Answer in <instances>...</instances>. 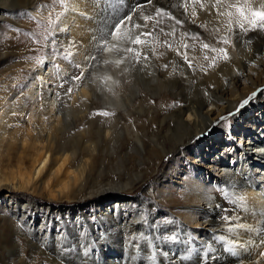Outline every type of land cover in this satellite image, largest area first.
<instances>
[{
    "label": "bare ground",
    "instance_id": "obj_1",
    "mask_svg": "<svg viewBox=\"0 0 264 264\" xmlns=\"http://www.w3.org/2000/svg\"><path fill=\"white\" fill-rule=\"evenodd\" d=\"M6 1L1 0L2 7H29L36 13L33 8L38 0H14L13 4ZM202 2L210 4L212 0ZM261 2L252 0L255 7ZM184 4L185 0H151V3L148 0H64L56 5V14H48L54 22L56 49L67 55L48 52L43 64L34 72L27 91L31 109L26 114L25 105L20 108L27 124L25 127L19 125L17 134L8 135L14 144H2L7 121L3 120L6 121L4 124L0 121V187L11 188V194L4 195L11 201L15 191L26 193L20 211L5 204L1 206L0 214V220L7 224L18 245L19 255V247L25 244L30 253L43 256L42 264L53 261L54 264H93L89 261L96 258L101 264H107L104 243L107 238H115L121 240L120 262L124 264H264V256L260 255L264 253V146L259 152L253 151L264 140L253 139L246 129L242 135H249L250 141L239 136L238 145H243V156L237 161L236 168L208 166L215 181L222 183L224 195L227 193L232 204L229 211L222 209L218 198L209 199L205 195L203 184L194 187L197 184L191 179V187L182 202L187 210L181 212L178 219L168 214L159 221L157 204L150 198H140L137 201L139 209H129L132 202L123 199L105 206V215L96 218V225L102 224L101 232L92 229L96 235L89 237L88 233L87 241L82 239L84 234L80 233L78 238L70 230L85 219L83 212L76 214L74 225L64 219V209L58 211L54 221L53 212L47 208L42 215L46 224L41 227L32 229L25 221L35 204L36 194L44 195L48 201L80 199L90 187L93 176L101 179L107 172L113 175V161L116 169L123 171L125 179L114 174L107 183L102 180L101 184L100 180V187L89 191L87 199L99 203L113 188L137 190L141 186L145 189L144 195L152 196L144 173L137 171L129 175L126 162L137 161L142 166L150 159L148 153L152 152L157 158L155 163L159 164L163 155L183 149L188 142L196 144L198 138L212 131L220 115L232 111L250 93H256L264 86L262 31L249 32L247 36L241 33L240 39L233 36L236 46L229 48L231 60H222L218 67L209 71L210 61L204 59L205 52L193 37L199 34L203 42L212 43L210 34L220 24L215 15L202 11L192 0H188L187 10ZM163 7L176 18H170L171 29L180 26L181 33L173 45L186 53L194 66L196 64L194 75L186 73L172 80L167 78L164 67L167 63L162 59L164 50L158 42L159 36L152 33L149 45L144 49L149 56L145 71H132L118 77V85H113L111 80L103 81L106 75H113V79L117 76L102 61L120 58L104 52L90 74L86 72L81 80L71 79L80 75L81 69L77 65H87L86 57L97 54L98 42L120 19L137 10L139 16L147 8ZM194 7L195 17L191 15ZM0 17H5L4 13L1 12ZM176 20L181 23L176 24ZM134 22L141 23L137 15H134ZM202 24L213 31L199 27ZM142 30L151 31L148 27ZM249 39L252 43L245 44L244 41ZM185 44L189 45L187 49ZM3 55L5 52L0 56ZM201 68L207 69V74ZM238 83L247 86L240 88ZM109 88L112 91H108ZM69 89L72 90L69 92ZM166 97L167 104L159 106L161 99ZM104 111L114 115L99 114ZM237 128L233 130L237 132ZM84 137L85 141L82 140ZM247 144L252 147H246ZM233 150L232 147L229 149ZM252 152L261 155L258 161L252 160ZM36 210L31 209L33 214ZM203 216L206 219L201 223ZM226 216L230 219H223ZM179 219L187 227H182ZM50 223L60 233L52 234ZM80 226L78 230H81ZM103 232L107 238L98 236ZM65 240L72 247L66 249ZM116 261L111 262L115 264Z\"/></svg>",
    "mask_w": 264,
    "mask_h": 264
},
{
    "label": "rangeland",
    "instance_id": "obj_2",
    "mask_svg": "<svg viewBox=\"0 0 264 264\" xmlns=\"http://www.w3.org/2000/svg\"><path fill=\"white\" fill-rule=\"evenodd\" d=\"M59 1L60 0H38L37 5L33 8L36 11L35 13L33 10H30L29 7L17 6L13 9L2 7L0 0V15L2 12L5 16L2 17V19L0 17V55L2 52H5V55L2 57L0 56V121L1 124L3 120L7 121H4L6 122L7 128L4 127L6 131L5 138L2 141L3 145L14 144L15 141H12L9 138L10 133L17 134L16 128L19 125H24L23 127H25L27 124V121H25L26 119H24V117H22L23 115L20 113V108L22 105H25L23 108L26 114H28L31 109L32 104L31 101L28 100L27 91L33 79L34 72L37 70L38 66L44 62L43 58L50 51L54 54L58 52V54L63 57H66L67 55L65 52H59L56 49L55 33L53 28L54 22L53 19H50L48 16V14L53 12V14L57 13V9L55 7L58 5ZM6 2L12 4L15 3L14 0H7ZM159 9L165 8L163 7ZM155 10L156 9L154 8H147L144 12L142 11L143 13H141L139 17L145 15L153 17V21L147 22L148 28L151 29L153 34L159 36L158 42L159 44H162L161 46L164 50V57H162V59L168 64L166 74L167 78H171L170 80H172L173 77L178 78L179 76H185L186 73L187 75H194V68H196V64L194 66V63L192 62L193 68H189L187 63H185L182 58L183 53L179 51L181 54L178 55L177 52L173 50L175 49V45L173 44L178 37V33H181L180 26L177 25L175 30L171 29L170 22L172 20L170 17L165 15L156 16ZM164 11L169 13L167 9ZM170 14L172 15L171 12ZM47 19H50V21L45 22ZM140 20L141 23H144L142 22V19ZM161 29H163V32L160 31ZM206 29L213 31L208 27ZM172 31H174V34ZM262 33L264 34V31H262ZM215 39L216 38L211 37L212 43L215 42L213 41ZM165 42L172 45V48H168ZM219 62H222V60L217 61L218 65ZM213 69L214 68H208L209 71ZM169 74H172L171 77H169ZM256 75L253 76L256 77ZM246 86L247 84H239L240 88H246ZM229 88L230 87L227 88V91H229ZM260 90H264V86H262ZM65 91L67 90L65 89ZM256 93L257 95L252 98L247 105L240 107L241 103H239L236 108L230 111L231 113H235V115L229 117L226 121H221L220 117L227 116L230 112L220 115L219 118L216 119L212 131H209L198 138L197 141H195L196 144H194L193 141L188 142L185 144L186 146L183 147V149L169 153L168 155H163V160L160 161L159 164H156L157 158L152 152L148 153L150 159H148L142 166H140L137 161L126 162L125 168L128 170L129 175H132L137 171H142L144 173L148 189L153 191L152 196H149L148 194L144 195L146 194L145 189L141 186L137 188V190H116L113 188L99 203L95 202L93 199H87V197H89L88 192L100 187V185L103 184L102 180H105L106 182L104 181V183H107L109 178L111 179L114 177V174H120L122 180L125 179V174L122 170L116 169L114 166L115 162L113 161V175H111L110 172H107L109 175L102 174V177L104 178L101 177V179L98 176H93L91 185L85 192L86 196L84 194V196H81L80 199L61 198L56 201H48L44 195L41 196L36 194L37 198L35 204H33L28 211L29 215L25 216V221L32 226V229L33 227H41L46 224V222L42 220V215L47 208L53 212L54 221H56L55 215H57L58 211L64 209V219L68 221L67 223H73L74 225L77 216L76 214L81 215V212H83L85 219L78 225L71 226L73 229L70 228V230L73 231L72 235H75V237L78 238L80 237V233L84 234L82 239L83 241H87L89 240V237L96 235V231L101 232L102 224L96 225V218L105 215L103 214L105 206L116 202L118 199H123L125 201L132 202L129 209H139L140 204L137 201L140 198H150L153 203L157 204V209L160 213L158 216L159 221L164 220L168 214H171L173 217L178 219L180 217V213L187 210L182 202L184 200V196L188 193V189L191 187V185H189L191 179H193V181L197 184L194 186L196 188L203 184V192L209 199L218 198L220 204H222V209L227 211L231 210L232 204H230L229 198L224 195L222 183L220 181H215L214 177L211 175V168H208V166L217 165L236 168L238 166L237 161H240L243 156V145L240 144L239 146L238 140L239 136L243 134L245 129L249 132L251 137L254 136L253 139L259 141L264 140V91H258ZM67 94L69 95L70 93L68 92ZM251 94L252 93H250L249 97ZM165 104H167V97L161 99L159 106H164ZM4 116L5 118L2 119ZM185 117L186 116L184 115V118ZM234 128L238 129L237 132H235L236 130H233ZM234 134V139H230V136H233ZM249 135H242V139L246 138L247 141ZM8 140H11L12 143ZM82 140L85 141L86 137ZM246 141L244 143H246ZM263 146L264 142L257 145L253 151L257 150V152H259L260 148ZM231 147L234 148L233 151H229ZM246 147L251 148L252 144H247ZM259 156L261 155L255 154V152L251 153L253 161H258L260 159ZM100 180L101 184L99 183ZM10 191L12 190L8 186L0 187V214L2 212V205L7 204V206L9 205L11 209L20 211L21 206L25 204L24 194L26 195V193L15 191V195L12 197L14 200L11 201L7 198V196L4 197L6 194H11ZM82 199H85V201ZM31 209L37 210L33 214ZM67 210L70 211L65 213ZM120 213H122V211H120ZM113 214L114 212L111 214L112 220L115 218ZM203 217L204 218H201V223L206 219L205 216ZM181 221L182 220L179 219L180 225L182 227H187V225L183 224ZM84 222L88 225H93L90 227L88 226L87 228V224ZM50 225L52 234L60 233V231L55 229L54 224L50 223ZM79 225H81L80 227L84 230H82V228L81 230H78ZM94 226L96 227L93 228ZM92 229H95L96 231ZM88 233H90V236ZM72 235L70 234V236ZM98 236L100 238H107L105 232L99 234ZM107 239V242L104 243L106 244L104 246L105 249L107 248L105 251V260H109L107 264H113V262H111L113 260H117L115 264H124L120 262V257L122 256L119 253L122 250L121 240L115 238ZM66 242L67 240H65V244H67ZM90 245L92 248H95L94 244ZM70 247H72V244L68 243L66 249ZM19 248L21 253L20 255L17 251L18 245L14 242V238L11 235L9 227L5 224V222L0 220V264H42L41 259L43 256L37 254L36 252L30 253L25 244H22ZM179 248L180 247H177V249ZM177 249L176 252H180V249ZM35 253L36 255H34ZM105 260L102 259L103 262H105ZM71 262H73V260ZM89 263L101 264L99 258H96L95 261H89ZM49 264H54V261Z\"/></svg>",
    "mask_w": 264,
    "mask_h": 264
},
{
    "label": "snow or ice",
    "instance_id": "obj_3",
    "mask_svg": "<svg viewBox=\"0 0 264 264\" xmlns=\"http://www.w3.org/2000/svg\"><path fill=\"white\" fill-rule=\"evenodd\" d=\"M60 2L63 3L64 0H60ZM148 3H151V0H148ZM192 3L198 5L202 11H205L210 15H215L217 22L220 24V26L216 27L214 32L210 34L211 37L216 38L215 44L203 42V39L199 34H196L193 37V39L199 41L201 50L205 52L204 59L210 61L208 68L218 67V60H223L224 62L231 60L229 48L234 49L236 46L235 41L232 39L233 36H235L236 39H240L241 33H243L244 36H247L249 32L264 31V0H262L259 7L253 6L252 0H212L210 4H205L202 0H192ZM184 7L185 10H187L188 0H185ZM155 14L156 16L165 15L169 16L171 19H176L163 9H156ZM134 15H137V17L142 19L144 23H135ZM191 15L193 17L197 15L195 7L193 8ZM152 20V16L145 15L139 17L138 10L136 13L129 14L125 18L120 19L112 26L108 34L105 37H102L98 42L99 47L97 54L86 57L87 65H77V68L81 69L80 75L74 76L71 79L81 80L84 78L86 72L90 74L92 68L100 62V54L104 52L120 58L105 59L102 61L103 65L111 69L113 74L117 76L116 79H113V75H106L102 78L103 81L111 80L113 85H118L120 83L118 77H122L132 71H145L148 67L147 61L149 60V56L144 52V49L149 45V38L152 37V32L143 31L142 29H146L148 27L147 22ZM192 22L195 23V20ZM180 23V20H176V24ZM200 27L207 30L206 26L203 24L200 25ZM160 31L163 32V29ZM222 31L223 34H221ZM185 35H187V33H185ZM165 43L167 44V42ZM244 43L251 44L252 41L249 39L244 41ZM167 47L172 48V45L167 44ZM184 47L187 49L189 45L185 44ZM173 50L176 51L178 55L181 54L179 49ZM183 59L189 68H193L192 60L189 59L186 53L183 54ZM164 67L167 68L168 65L166 64ZM201 70L207 74V69L201 68ZM98 79H100V77H98ZM62 86L63 85H61V87ZM210 87H214V85H211ZM70 91L71 89H69V92ZM108 91H112V89L109 88ZM256 95L257 93H252L250 97L241 102L240 107L247 105ZM99 114L104 116L114 115V113H108L106 111ZM233 115H235V113L230 112L227 116L220 117V120L226 121ZM225 195H227V193H225ZM223 219L229 220L230 217L226 216ZM262 243H264V241H262ZM260 255L264 256V253H261Z\"/></svg>",
    "mask_w": 264,
    "mask_h": 264
}]
</instances>
